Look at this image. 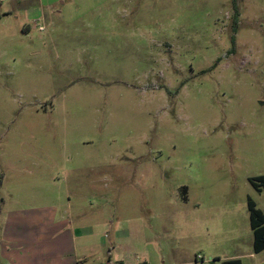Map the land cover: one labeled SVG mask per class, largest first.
I'll use <instances>...</instances> for the list:
<instances>
[{
    "label": "rangeland",
    "instance_id": "374dc122",
    "mask_svg": "<svg viewBox=\"0 0 264 264\" xmlns=\"http://www.w3.org/2000/svg\"><path fill=\"white\" fill-rule=\"evenodd\" d=\"M262 175L264 0H0L13 208L70 203L103 263L222 264Z\"/></svg>",
    "mask_w": 264,
    "mask_h": 264
},
{
    "label": "crops",
    "instance_id": "0c3cea01",
    "mask_svg": "<svg viewBox=\"0 0 264 264\" xmlns=\"http://www.w3.org/2000/svg\"><path fill=\"white\" fill-rule=\"evenodd\" d=\"M60 167L64 172L78 169L72 165ZM0 202V264H124L109 254L105 263L96 256L103 246L90 239L99 227L94 222L76 221L70 203L64 209L57 203L13 208L19 202L8 195L1 197ZM263 252H255L252 247L248 254L217 260L222 264L230 259H239L241 264H262L256 255Z\"/></svg>",
    "mask_w": 264,
    "mask_h": 264
},
{
    "label": "trees",
    "instance_id": "16d2710c",
    "mask_svg": "<svg viewBox=\"0 0 264 264\" xmlns=\"http://www.w3.org/2000/svg\"><path fill=\"white\" fill-rule=\"evenodd\" d=\"M239 12L236 6H234V11L232 14V28L235 31L237 27V20H238ZM232 43H234V38L232 37ZM254 178H250L252 184L257 188L260 189V186L264 188V175L259 176L256 178L259 182L254 181ZM247 206L249 209V221L250 227L253 234V250L255 252H259L264 250V214L263 212L256 207L255 202L252 199H248ZM141 264H146L145 262ZM223 264H241L239 259H230L224 260Z\"/></svg>",
    "mask_w": 264,
    "mask_h": 264
}]
</instances>
